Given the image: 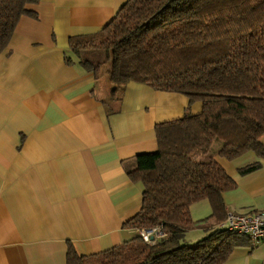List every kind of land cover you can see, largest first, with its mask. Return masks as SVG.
I'll use <instances>...</instances> for the list:
<instances>
[{
	"label": "crops",
	"instance_id": "obj_1",
	"mask_svg": "<svg viewBox=\"0 0 264 264\" xmlns=\"http://www.w3.org/2000/svg\"><path fill=\"white\" fill-rule=\"evenodd\" d=\"M36 1L28 5L36 17H20L0 54V264H67L69 247L89 255L139 234L125 225L142 202L143 185L129 173L136 156L157 149L156 124L201 107L133 81L112 94L107 66L95 76L66 59L72 36L99 31L126 0ZM261 159L247 162L260 163L249 173L237 168L240 182L232 162L229 173L216 159L245 187L223 193L226 211L264 209L249 179ZM190 213L208 217L209 202ZM207 223L193 229L204 237ZM222 264H264V241L236 246Z\"/></svg>",
	"mask_w": 264,
	"mask_h": 264
},
{
	"label": "trees",
	"instance_id": "obj_2",
	"mask_svg": "<svg viewBox=\"0 0 264 264\" xmlns=\"http://www.w3.org/2000/svg\"><path fill=\"white\" fill-rule=\"evenodd\" d=\"M36 2L0 0V54L20 17H36L28 8ZM69 48L66 59L95 76L107 66L112 94L133 81L201 107L156 124L157 149L137 155L129 172L143 192L125 225L158 226L165 237L146 243L137 234L89 255L69 247L67 264H222L236 246L252 245L219 226L227 212L222 195L236 183L211 146L218 143L215 154L227 160L247 152L264 158V0H126L102 29L72 36ZM259 167L255 161L239 173ZM202 200L211 214L194 221L191 205ZM205 222L207 234L187 243L185 234Z\"/></svg>",
	"mask_w": 264,
	"mask_h": 264
},
{
	"label": "built area",
	"instance_id": "obj_3",
	"mask_svg": "<svg viewBox=\"0 0 264 264\" xmlns=\"http://www.w3.org/2000/svg\"><path fill=\"white\" fill-rule=\"evenodd\" d=\"M220 227L238 235L247 237L254 243L264 241V209L246 213L227 211ZM139 234L146 243H154L156 240L165 237L161 227L140 229Z\"/></svg>",
	"mask_w": 264,
	"mask_h": 264
},
{
	"label": "rangeland",
	"instance_id": "obj_4",
	"mask_svg": "<svg viewBox=\"0 0 264 264\" xmlns=\"http://www.w3.org/2000/svg\"><path fill=\"white\" fill-rule=\"evenodd\" d=\"M262 141H264V137H262ZM217 149H218V143L215 142L211 146V153H214L213 154L214 158L217 159L218 161L226 160V161H224V164H225V167L229 173H231V170H230L231 165L230 164L232 162V175H233L232 177L235 179H238L239 182L242 180L239 179L237 168L244 167L247 164V162H250L252 160V158L257 159V160L261 159L254 152H249V153H246V154L240 156L239 158H241L240 159L241 161L238 163L237 160H239V159L227 160L224 157L220 156L219 154H215ZM249 156H252V157H249ZM261 161H262V164H264V159H261ZM249 179H251L253 182H257V184L255 183V185H254L256 187V190L253 192L259 193L258 196L251 197L252 201L254 202L253 204H256L259 207L261 206V208H264V207H262V206H264V167H262L258 171L253 172V175H251V177ZM243 191H245V187L242 188V184L240 183L239 185H237V187L235 189H233L232 191H228L226 193V199L229 196H233L237 193L242 194ZM253 192H252V194H253ZM249 206H251V204L246 205L245 207H249ZM259 210H262V209H259ZM207 215L208 214H205V216H203V217L205 218ZM198 217L199 216H193L194 219H196ZM204 233H206V232L201 231V230H197V229H192L189 232H187V234L185 235V240L189 244H194V243H196V241H198L199 239H201L203 237Z\"/></svg>",
	"mask_w": 264,
	"mask_h": 264
}]
</instances>
